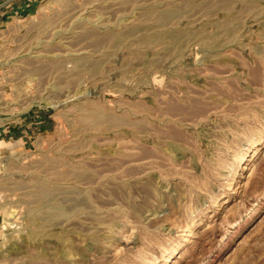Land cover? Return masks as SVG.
<instances>
[{"label":"rangeland","instance_id":"1","mask_svg":"<svg viewBox=\"0 0 264 264\" xmlns=\"http://www.w3.org/2000/svg\"><path fill=\"white\" fill-rule=\"evenodd\" d=\"M0 157V264H264V0H0Z\"/></svg>","mask_w":264,"mask_h":264},{"label":"built area","instance_id":"2","mask_svg":"<svg viewBox=\"0 0 264 264\" xmlns=\"http://www.w3.org/2000/svg\"><path fill=\"white\" fill-rule=\"evenodd\" d=\"M2 160V158L0 157V161Z\"/></svg>","mask_w":264,"mask_h":264},{"label":"bare ground","instance_id":"3","mask_svg":"<svg viewBox=\"0 0 264 264\" xmlns=\"http://www.w3.org/2000/svg\"><path fill=\"white\" fill-rule=\"evenodd\" d=\"M55 33V32H54Z\"/></svg>","mask_w":264,"mask_h":264}]
</instances>
